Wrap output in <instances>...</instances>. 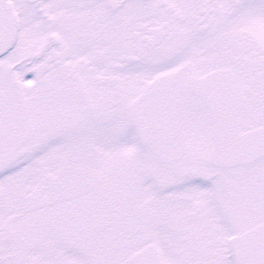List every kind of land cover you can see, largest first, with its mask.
Returning a JSON list of instances; mask_svg holds the SVG:
<instances>
[{"label": "snow or ice", "instance_id": "1", "mask_svg": "<svg viewBox=\"0 0 264 264\" xmlns=\"http://www.w3.org/2000/svg\"><path fill=\"white\" fill-rule=\"evenodd\" d=\"M0 264H264V0H0Z\"/></svg>", "mask_w": 264, "mask_h": 264}]
</instances>
